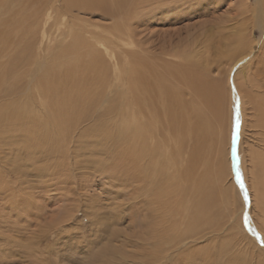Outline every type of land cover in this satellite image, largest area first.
Returning <instances> with one entry per match:
<instances>
[{
  "label": "rangeland",
  "instance_id": "obj_1",
  "mask_svg": "<svg viewBox=\"0 0 264 264\" xmlns=\"http://www.w3.org/2000/svg\"><path fill=\"white\" fill-rule=\"evenodd\" d=\"M240 1L180 0L140 16L133 10L128 17L114 5L117 19L111 20L87 0H0V264H150L152 249L159 259L170 255L157 264H264L263 247L248 229L256 227L258 216L251 211L250 197L248 203L243 200L235 179L238 162L249 185L257 177V198L264 202V128L256 138L249 128L241 137L239 128L238 156L232 152L233 95L237 99L238 93L231 79L237 72L233 62L246 53V28L257 5L247 0L249 13ZM129 2L134 5V0ZM124 27L128 34L119 36ZM259 36L255 29L254 40ZM137 44L154 57L161 56L159 49L175 51L167 58L180 63L166 62L167 70L180 71L182 63L195 73L207 68L209 77L219 81L213 108L212 96L202 97L205 107L199 110L190 95L184 96L186 105L179 93H169L176 119L171 138L177 136L170 141L169 155L175 162L158 183L139 181L134 174L138 164L126 160L119 139L111 152L98 144L106 129L119 127L124 114L136 113L129 104L137 90L126 87L122 72L140 52ZM178 52L187 55L182 62ZM230 65L235 70L228 75ZM37 73L45 74L41 81L46 82L32 84L31 93L30 80ZM72 81L74 89L65 95L71 110L61 123L68 131L53 130L45 122L34 131H47L51 137L30 146L31 131H19L26 115L37 113L44 93L48 103L43 120L53 119L48 105L54 110L58 96L63 99V87ZM79 88L92 93L90 110L79 98ZM25 105L30 109L24 110ZM184 105L193 111L200 143L189 129L188 116L187 121L182 116ZM158 115L162 126L161 105ZM211 120L214 129L207 128ZM109 123L102 132L94 129ZM135 144H128L132 159L138 155ZM74 221L73 229L61 230ZM156 225L171 234L168 242L160 239L165 247L158 251L148 234Z\"/></svg>",
  "mask_w": 264,
  "mask_h": 264
},
{
  "label": "bare ground",
  "instance_id": "obj_2",
  "mask_svg": "<svg viewBox=\"0 0 264 264\" xmlns=\"http://www.w3.org/2000/svg\"><path fill=\"white\" fill-rule=\"evenodd\" d=\"M87 1L90 2V4L93 5L94 7H97V9L105 11L104 14L108 15L107 18H109L111 20L112 19L116 20L117 17L115 15L114 10L111 11V8L114 5H115V8L116 7L119 8L120 13L122 15H125L128 17V15L130 16V14L128 12L133 13V10H136V14L138 16H140V15H142V13L144 14V12L146 10L159 9L162 6L164 8L170 7L172 4H174L180 0H134L133 6H130V2H129L130 0H87ZM255 1L257 2V5L254 8L253 22L250 23V25L247 26V28H246V36L244 37L246 44L242 47L243 51L245 50L246 53L243 52L238 58H236L234 60L233 64L237 63L234 65L235 68H237L236 69L237 72L234 73V76H231V79L233 80L232 81L233 86H236L237 92H238L236 94L237 95L236 98L239 99L240 135L242 137L249 128L250 130L253 131L254 136H252V137H254V138H256L257 136L260 137L261 131L264 128V118H262V117H264V31H262V29H264V0H255ZM240 2H241V5L244 6L246 11H249V13H251L250 4L248 1L247 0H241ZM76 4L77 3H74V5H76ZM81 4H83V2H81ZM81 4H79L80 7H82ZM135 4H137V5H135ZM145 24H146V22H144L143 25L145 26ZM120 27L121 26H118V24L116 25L117 29H119ZM251 27H252V29H251ZM125 28H127V27H124L122 29L123 30L122 33H121V31L118 33L119 36H121L120 34L123 35L124 33L128 34V32L125 30ZM255 29H258L260 32V36L256 41L254 40L255 38L253 37ZM111 30H113V29H111ZM112 36H114V34ZM131 36H133V34ZM106 41H108V40H106ZM137 45L140 49V52L136 53L135 59L133 61L132 60L128 61L127 69L124 72H122V74H123L122 76H124V78L126 77L125 79H127V80H125L127 83V84H125L126 87H129V88L132 87V89L136 88V90H137L136 96H135L136 100H134V102H132L130 100L131 102L129 104V106L134 107L133 109H134V111H136V113H135V115L132 114L133 116L131 115V117H128L127 115L124 114L123 119L121 120L119 127H116L115 129L113 127V129H110V130L106 129V131L104 132V133H106L104 139L102 140L101 143H98V144H100V146H102L101 148L106 149L108 152H111L114 150L113 149L114 143L116 142L117 139H119L121 145H124L123 146V148H124L123 152H125V150H127L126 153H124L127 155L126 160H128V162H134V163L138 164V168H137L138 170H136V172L134 171L135 172L134 174H135V176L136 175L138 176L139 181L141 182V180L144 179L146 183H148L149 181L157 182L156 179L159 180V177H161V175H163V174L169 175L170 174V167H171V169H172V167H174L171 165V163L175 162L171 158L172 156L169 155V154H171V153H169V145L172 144V142H170V141H171V139H175L177 137L175 135V138L174 137L171 138V135H172L171 132L175 130L174 123H175L176 119L173 116L172 105H170L168 103L169 102V93L171 91L179 93V95L183 101L186 100V98L184 96L190 95L192 97V99L196 102V108L197 109H199V107H203V109H204V107H205V104H204L202 97H211L212 96L211 102H210V107L213 108L212 106H215L216 101H217V98L215 96L214 91L216 89H218L219 81L216 78L209 77L210 76L209 75V69H207V68H204V69L200 70L199 72L195 73L194 70L189 71L188 69H186L185 65L182 63L179 66L180 71L167 70L168 68H166V66H165L166 62L168 64H179L180 63L179 61L177 63H174L175 60L170 61L167 58L169 56H174L173 53H176L175 51L173 52V50H170V52L169 51L167 52L164 49L163 50L159 49L158 54H160L161 56H155L154 57L152 54L148 53L142 45L141 46L139 44H137ZM184 53L181 55V52H178L179 55L177 56V58L179 60L182 59L181 62L187 56ZM252 53H254V56L251 60H249L250 62H248V63L245 62L243 64L240 62L241 60L244 61V59H246L248 57V55L252 54ZM129 57L131 59L130 55H129ZM125 64H127V63H125ZM240 65L242 66V68L238 70V68H239L238 66H240ZM233 69H234V67L232 68V65H230V69H229L230 72L228 73V75L231 73V71ZM38 72L40 73L41 70L39 69ZM39 73H37L35 75V77H33L30 80L31 81V84H29L30 90L33 88L32 84L36 85L35 83L38 82V86H39L42 83L46 82V81L45 82L41 81L42 79L43 80L46 79V77L43 76L45 74H43V73L39 74ZM47 75H49V74H47ZM225 75H227V74H225ZM41 76H43V77H41ZM228 77H230V76H228ZM76 80H77V78L74 81H76ZM30 81H29V83H30ZM74 81H72L70 85H69V83H63L64 85H61L62 87L67 86V85H69V86H67L65 88L63 87V90H62V92L64 93V96L62 95L63 99L58 96V100L56 103L57 105H56V108L54 110L50 109V107L48 105V112L53 115L52 116L53 119H59L58 122H54L53 119H49L47 121L43 120L42 114L46 113L45 108L47 107V103H48L47 102V96L44 97V93H42L41 99L40 100L38 99L39 103H40V104L38 103L40 109L37 110V113L31 112L32 114L26 115L25 121L23 123H21V126L24 125V127L19 128V131L20 132L31 131V134H29V137H28L29 140H32L30 143V146H32L33 144L38 145V143L42 145V143H44V141H46V138L44 136L51 137V136H49L47 131L44 132L43 134H40L39 132L34 131L38 127H39V129H41V126H43L45 124V122H46V125H48V126L52 125L53 130L58 131L57 129L60 128L64 131H66V130L68 131V127H66V126L64 127V125L63 124L61 125V123H62V121L66 120L65 114L67 112L69 113V111L71 110V106H70L71 104L69 103L70 101L66 100L67 96H65V95L68 94L70 87H72V88L74 87V85H73ZM79 83L80 82H78V85H80ZM76 85H77V83H76ZM88 88H86V89H84V88L80 89L79 88L80 90H79L78 96H79V98L82 99V101H83V99H85V103H86L85 105L88 106L87 109L89 108V110H90V104H88V103H90L92 101L91 100L92 98L90 99V96L92 95V93L88 94V92H89ZM31 93H34V90H31ZM217 95H219V94H217ZM221 95H222V93H221ZM198 97H199V100H198ZM87 98H89L90 101H88ZM64 100H65V102H64ZM233 101L235 102L234 107L236 109L237 99L234 98V95H233ZM49 102H50V100H49ZM51 102L53 103V101H51ZM26 104H28V103H26ZM126 104L127 103H124V105H126ZM185 104L187 105V101H185ZM160 105L164 111V118L162 120V126H161L160 120H158V116H159L158 115V106H160ZM79 106H80V104H79ZM25 107L26 108H24V110L30 109L26 105H25ZM199 110H201V109H199ZM74 111H76V108ZM208 111H210V109ZM51 112H56V113H51ZM234 113L236 115V112H234ZM213 114H214V112H213ZM182 116L186 119V121H187V116H188L189 129L192 131V133L196 132L195 137L197 135V142L200 143V141H201L200 140V134L197 133V126L195 124H192V121L194 120L193 111H191L190 108H187L184 105V115H182ZM213 116L215 119V115H213ZM17 119L19 120V118H17ZM127 120H134V121L128 123ZM71 121L75 122L77 120H71ZM213 121L214 120H211V123H209L207 125L208 129H214L215 128V124ZM13 122H14V120H13ZM234 122H235V118H234ZM2 123H4V122H2ZM54 124H55V126H53ZM110 124L111 123H109L107 125H103V124L97 125V126H95L94 129L102 132V131H104L105 127L109 128ZM14 125H16V124H14ZM201 126H202V129H204V125H201ZM12 128L14 129V127H12ZM9 129H10V127H9ZM99 131H97V132H99ZM133 131L135 132V134H133L131 137L129 134H132ZM13 133H14V131H13ZM201 134H202V132H201ZM89 135H91V134H89ZM245 135H247V134H245ZM191 136L194 137L192 134H191ZM127 137H129V140H126ZM241 140H242V138H241ZM33 141L35 143H33ZM134 141L136 143L135 148L137 147V154L138 155H137V158L132 159V156H130V155L133 153V152H131L133 150H132V147L128 144H131ZM259 142H260V140H259ZM22 143H21V145H22ZM241 143H242V141H241ZM239 145H241V144L239 143ZM259 145L262 146V143ZM197 147H198V149H200L199 148L200 146L198 144H197ZM178 148L181 149V146H178ZM160 150L162 151L161 154H157V153H160L159 152ZM180 152H182V150ZM173 153L174 152H172V154ZM196 155H197V153L195 151L192 152V154L190 155V159L192 160V162L196 160ZM123 159H124V161H126L125 158H123ZM191 160H189V161H191ZM176 164H177V162H176ZM150 168L154 172H152ZM176 168H175V170H176ZM192 169L193 168H191V166H190L191 172H192ZM150 174L151 175L153 174V175L150 176ZM164 178L165 177H163V179ZM244 178H245L244 181L246 182V188H247L248 192L250 193V195H249L250 200L252 201V210L251 211L254 212V214L256 213L255 215L258 216V218H257L258 221L256 222V227H253V229L259 233L260 237H264V202L262 201L261 198H257V192H258L257 186H256V183H257L256 178L257 177H255L253 179V181L250 183V185H249L248 180H247L248 177L246 178V176H245ZM248 202H249V200H248ZM249 208H250V206H249ZM250 227L252 228V224ZM157 230H162L161 226L156 225L153 228V230H150L151 233L150 232L148 233L151 237V240L152 241L154 240L153 242L157 243V244H155V246H157V248L154 249L156 251H158V249H160V248L165 247L164 245L160 244V239H162V241L168 242L169 237L171 236V234H169V236H167V234L165 233L164 230H162L164 233L162 231L156 232ZM254 237L257 240V242L259 244H261V240L256 236H254ZM153 245H154V243H153ZM165 250H166V248H165ZM263 250H264V247H263ZM152 251H153V249L151 250V254H152L151 259L150 260L148 259L150 264H157L158 262L161 263L164 260H168V258L170 256L168 254H165L162 258L159 259L158 256L155 255L156 254L155 251H153V252Z\"/></svg>",
  "mask_w": 264,
  "mask_h": 264
},
{
  "label": "snow or ice",
  "instance_id": "obj_3",
  "mask_svg": "<svg viewBox=\"0 0 264 264\" xmlns=\"http://www.w3.org/2000/svg\"><path fill=\"white\" fill-rule=\"evenodd\" d=\"M262 31H264V29H262ZM241 63H245V61H241ZM239 128H240L239 99L237 98V101H236V115H235V131L233 132V135H232V144H233L232 152H233V156L234 157L238 156V152H237V149H236L235 145L237 143V137H238V133H239ZM235 179H236V182L239 185V189L244 193V201L248 202L249 193L247 191L246 184H245V182L243 180V175H242V173H241V171H240V169L238 167V162H237V167H236V172H235ZM244 223H245V225H249V218L247 216L244 217ZM75 224H76L75 221L72 222V223L64 224V225H62L61 230L62 231H69L70 229L74 228ZM249 231H251L254 236L258 237L261 240V246L264 247V237H260L259 233L256 232L254 229H252L250 226H249ZM72 238L74 239V237H72Z\"/></svg>",
  "mask_w": 264,
  "mask_h": 264
}]
</instances>
